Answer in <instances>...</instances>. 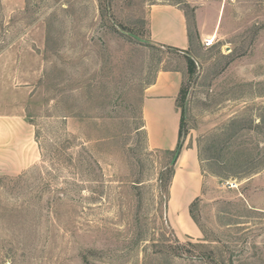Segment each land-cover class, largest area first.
<instances>
[{
	"label": "rangeland",
	"instance_id": "rangeland-1",
	"mask_svg": "<svg viewBox=\"0 0 264 264\" xmlns=\"http://www.w3.org/2000/svg\"><path fill=\"white\" fill-rule=\"evenodd\" d=\"M158 6L185 15L187 52L153 40ZM167 70L201 161L200 239L169 222L174 160L143 127ZM12 120L36 143H0V264H264V0H0Z\"/></svg>",
	"mask_w": 264,
	"mask_h": 264
},
{
	"label": "crops",
	"instance_id": "crops-1",
	"mask_svg": "<svg viewBox=\"0 0 264 264\" xmlns=\"http://www.w3.org/2000/svg\"><path fill=\"white\" fill-rule=\"evenodd\" d=\"M150 28L155 42L182 51L189 50L187 21L179 8L158 6L151 9ZM181 84V73L160 71L144 92L143 127L152 150L173 151L179 143L181 113L177 100ZM33 139L30 125H23L20 120L0 121V143H36ZM203 178L199 152L194 148H184L175 165L168 209L169 222L179 236L202 237L190 215V207L202 195Z\"/></svg>",
	"mask_w": 264,
	"mask_h": 264
},
{
	"label": "trees",
	"instance_id": "trees-1",
	"mask_svg": "<svg viewBox=\"0 0 264 264\" xmlns=\"http://www.w3.org/2000/svg\"><path fill=\"white\" fill-rule=\"evenodd\" d=\"M189 41H190V43H191V37H190V34H189ZM185 52V51H184ZM187 52V51H186ZM187 54V53H186ZM187 63H188V72L190 73V74H192L193 73V71H194V65H193V62H192V60L190 59V57H187ZM167 71H169V70H167ZM181 95L183 96V97H185V95H186V90L185 89H183L182 88V90H181ZM182 130H183V119H182V116H181V128H180V134H179V143H178V145H177V147H176V149L175 150H173V151H166V154L167 155H169V156H171L172 158H173V160H174V163H173V167L171 168V170H170V185H171V182H172V179H173V176H174V174H175V165H176V162H177V160L179 159V157H180V155H181V152H182V150H183V145L181 144V134H182ZM238 158V157H237ZM198 200H199V198L198 199H196L193 203H192V205H191V207H190V211H191V213H192V207H194V205L198 202ZM193 217V216H192ZM193 219L196 221V219L193 217ZM213 258V257H212Z\"/></svg>",
	"mask_w": 264,
	"mask_h": 264
},
{
	"label": "built area",
	"instance_id": "built-area-1",
	"mask_svg": "<svg viewBox=\"0 0 264 264\" xmlns=\"http://www.w3.org/2000/svg\"><path fill=\"white\" fill-rule=\"evenodd\" d=\"M212 44V42H208V45H211Z\"/></svg>",
	"mask_w": 264,
	"mask_h": 264
}]
</instances>
